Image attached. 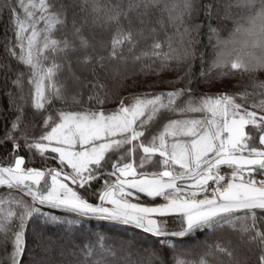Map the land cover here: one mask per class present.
<instances>
[{
    "label": "snow or ice",
    "instance_id": "6c2138e0",
    "mask_svg": "<svg viewBox=\"0 0 264 264\" xmlns=\"http://www.w3.org/2000/svg\"><path fill=\"white\" fill-rule=\"evenodd\" d=\"M243 6L253 11L248 17L250 27L238 26L235 32L243 31L249 40L234 58L226 60L221 53L214 64L243 72L264 71V0H244ZM54 7L49 0H19L23 15L16 14L14 19L19 53L13 51L12 55L29 69L32 105L37 111H47L53 99L65 101L63 86L55 80L60 66L55 60L44 63L48 53L70 46L67 39L54 38L57 26L65 23L63 13ZM193 7L192 0H184L177 19L183 22L185 13L191 18ZM120 16L117 11L110 17L117 23L110 41L113 58L125 44L135 46L133 32L120 26ZM80 44L88 47L82 37ZM151 47V55L170 59L161 51L160 42ZM259 87L264 88V83ZM248 95L241 93L239 99L226 93L196 97L185 87L132 96L127 103L120 99L118 108L111 111L103 109L108 101L99 95L89 97L99 107H53L44 118L45 130L40 136H24L23 140L28 152L45 161L57 160L59 166L26 168L25 159L16 154L8 165H0V187L10 190L9 194L12 190L21 194L19 199L7 200L8 208L0 218L5 244L11 231L10 264H23L31 218L57 221L41 212L44 207L82 219L131 225L157 238L185 237L241 220L242 230L259 241L257 264H264V230L259 227L264 218V98L249 103ZM72 100L80 103L75 96ZM164 114H169L166 122L153 132ZM18 122L19 117L13 129ZM6 139L13 141L15 149L20 148L11 134ZM101 179L104 183L99 189L91 190L93 181ZM89 194L98 203L90 202ZM142 197L154 202L160 198L163 203L142 204ZM169 216L179 219V230L167 228V222L159 219ZM13 222L14 230L9 227ZM216 248L232 255L220 245ZM177 264L185 262L178 260ZM199 264L207 261L201 259Z\"/></svg>",
    "mask_w": 264,
    "mask_h": 264
},
{
    "label": "trees",
    "instance_id": "16d2710c",
    "mask_svg": "<svg viewBox=\"0 0 264 264\" xmlns=\"http://www.w3.org/2000/svg\"><path fill=\"white\" fill-rule=\"evenodd\" d=\"M49 2L55 6L54 11L63 13L61 18L65 20L57 26L54 38L67 39L70 46L65 51L48 53L49 59L44 63L50 65L55 60L60 66L55 80L63 86L65 101L53 99L47 111H37L32 105L29 69L12 55L13 51L19 53L14 25L15 15H23L19 0H0V164H9L16 154L27 160L30 167H58L57 160L45 161L40 155L28 152L23 137L38 138L45 130L44 118L53 107L71 110L99 107L95 100L89 101L90 96L106 99L105 111L118 108L120 99L127 103V98L132 96L167 93L185 87L196 97L226 93L239 99V94L248 93L249 103L264 98V88L259 87L264 83V71L243 72L231 69L230 65L214 64L221 53L226 60L234 58L244 41L249 40L243 31L235 32L238 26L250 27L248 17L253 11L243 6L244 0H192L191 18L185 13L183 22L177 17L183 11L184 0ZM117 11L121 13L120 26L125 31L131 28L135 46L125 44L113 58L110 41L117 23L110 17ZM38 26L42 28L43 24ZM81 37L87 40V48L81 46ZM154 42L161 43V51L168 53L170 59L151 55ZM74 96L79 104L73 103ZM168 115L164 114L152 127L153 132L166 122ZM18 117V127L13 129ZM7 134L17 140L19 149L6 139ZM103 183V179L93 181L91 190H98ZM13 198L19 199L21 194L14 191L0 197V218L8 208L7 200ZM88 198L97 201L90 194ZM12 208L17 210L14 204ZM41 212L56 217L57 221L45 222L43 216L29 220L28 257L23 259V264H177L178 260L199 264L201 259L207 264H257L260 251L259 241L252 239L253 233L242 230L241 220L178 240L157 239L136 229L85 221L45 207ZM9 227L14 230L15 222ZM259 227L264 230V218ZM4 239V233H0V264H10L11 231L8 243ZM217 245L232 255L218 251ZM36 246L40 249H35Z\"/></svg>",
    "mask_w": 264,
    "mask_h": 264
},
{
    "label": "water",
    "instance_id": "95a60500",
    "mask_svg": "<svg viewBox=\"0 0 264 264\" xmlns=\"http://www.w3.org/2000/svg\"><path fill=\"white\" fill-rule=\"evenodd\" d=\"M25 162H26V160H25ZM1 164H4V163H1ZM0 164V165H1ZM4 165H8V164H4ZM50 167H53V168H57V166H50ZM37 169H39V168H37ZM39 170H42V169H39ZM9 191L10 190H8V191H5V192H3L2 194H0V196H3V194H6V193H9ZM11 192H14V190H12ZM30 199V198H29ZM149 199V198H148ZM91 202V201H90ZM93 203H98V201H96V202H93ZM45 208H47V207H45ZM47 209H51V210H54V211H56V212H59V213H66L65 211H63L62 209H52V208H47ZM66 214H68V215H71V216H73L74 217V214H71V213H66ZM162 218V220H164V219H166V220H169V218L170 219H175V218H177V217H173V216H169V217H161ZM80 219H82V218H80ZM82 220H88V221H94V222H101V223H105V224H108V225H110V224H112V225H118V226H125V227H128V228H131V229H136V230H138V231H140V232H142V233H144V234H148V233H145V232H143L141 229H138V228H135L134 226H131V225H123V224H119V223H115V222H110V221H104V220H97V219H82ZM179 220V219H178ZM169 226H167V228H169V229H171V230H179V226H180V224H168ZM148 235H150V236H152L151 234H148ZM191 235V234H190ZM190 235H188V236H185V237H171V236H169V237H166V238H173V239H178V240H181V239H185V238H187V237H189ZM152 237H155V236H152ZM155 238H157V237H155ZM158 239V238H157Z\"/></svg>",
    "mask_w": 264,
    "mask_h": 264
},
{
    "label": "bare ground",
    "instance_id": "6f19581e",
    "mask_svg": "<svg viewBox=\"0 0 264 264\" xmlns=\"http://www.w3.org/2000/svg\"><path fill=\"white\" fill-rule=\"evenodd\" d=\"M1 165H4V164H1ZM6 166V165H5ZM24 167H26L27 168V166H26V164L24 165ZM224 171H227V169H223ZM70 186H72L73 188H75L76 186L75 185H70ZM5 191H8V189H6V188H4V187H0V194H2L3 192H5ZM80 192H81V190H79ZM209 191H211V189H209ZM87 198H88V196H87ZM89 199V198H88ZM90 201V200H89ZM135 202V201H134ZM140 203H142V204H153V203H156V202H159V203H163V201L160 199V198H157V201H151V200H149L147 197H142L141 198V200L139 201ZM159 219H161L162 220V218H159ZM164 221H166L167 222V224H166V226H169L168 224L170 223V224H179V220H178V218H175V219H170L169 218V220H166V219H164Z\"/></svg>",
    "mask_w": 264,
    "mask_h": 264
},
{
    "label": "rangeland",
    "instance_id": "374dc122",
    "mask_svg": "<svg viewBox=\"0 0 264 264\" xmlns=\"http://www.w3.org/2000/svg\"><path fill=\"white\" fill-rule=\"evenodd\" d=\"M257 143H258V141H257ZM26 162H27V160H26ZM26 162H25V164H26ZM27 166V165H26ZM27 167H30V166H27ZM31 168H34V167H32L31 166ZM37 168H39V167H37ZM36 168V169H37ZM39 169H44V168H39ZM69 171V170H68ZM81 190V189H80ZM81 193H82V191H81ZM6 194H8V193H6ZM3 195H5V194H3ZM0 197H2V196H0ZM29 199V198H28ZM30 200V199H29ZM239 215V214H238ZM205 230V229H204ZM203 231V230H202ZM198 232H200V231H197V232H195V233H198ZM194 233V234H195ZM32 235H34V234H32ZM35 236V235H34ZM191 236H193V234H191L189 237H191ZM33 236H31V238H32ZM188 238V237H187ZM41 245V244H40ZM40 245H39V247H40ZM245 245H247V244H245ZM37 248V246L35 247V249ZM37 249H40V248H37ZM27 251V250H26ZM25 251V254H24V256H23V259H27V257H28V255L26 254L27 252Z\"/></svg>",
    "mask_w": 264,
    "mask_h": 264
}]
</instances>
